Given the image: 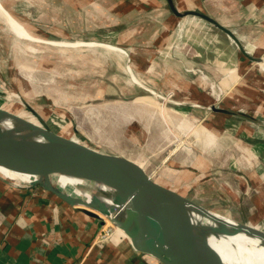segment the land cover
I'll return each mask as SVG.
<instances>
[{"label": "rangeland", "instance_id": "1", "mask_svg": "<svg viewBox=\"0 0 264 264\" xmlns=\"http://www.w3.org/2000/svg\"><path fill=\"white\" fill-rule=\"evenodd\" d=\"M64 1L5 0L8 9L0 0L36 38L20 39L15 44L9 30L0 33V125L9 130L29 128L23 124L26 121L94 148L124 155L197 204L230 216L232 211L226 207L224 196L225 180L232 176V170L240 169L239 161L247 159L245 146L235 144L238 140L245 142V138L230 125L259 114L243 105L249 99L247 94L251 99L260 94L251 75L221 71L226 67L223 60L230 47L220 42V37H210L208 29L183 25L179 20L170 31L172 41L161 48L170 56L165 59L176 56L180 66L147 73L136 69L134 57L127 54L134 45H123L120 49L127 52L122 53L113 40H101L113 39L123 27L115 31L107 28L103 35L101 30L77 33L66 25V11L55 8ZM47 40L105 43L113 49L55 46ZM211 44L213 52L208 49ZM210 53L214 57L209 60ZM213 66L217 73L210 72ZM175 69L185 72L177 73ZM253 101L257 102L256 98ZM208 130L216 138L204 136ZM234 172L240 176L239 170ZM215 184L220 195L217 202L212 188ZM249 210L245 224L264 230L260 211ZM102 226L114 230L106 219Z\"/></svg>", "mask_w": 264, "mask_h": 264}, {"label": "crops", "instance_id": "2", "mask_svg": "<svg viewBox=\"0 0 264 264\" xmlns=\"http://www.w3.org/2000/svg\"><path fill=\"white\" fill-rule=\"evenodd\" d=\"M2 1L8 8L5 0ZM170 1L177 11L202 12L232 31L241 49L224 31L204 19L194 15L176 16L169 0H65L59 5L61 7L55 8L66 11L65 23L77 33L101 30L103 35L107 28H114L115 31L123 27L113 35V39L101 40H113L111 42L118 44L119 49L123 45H134L127 54L134 57L133 66L136 69L147 73L165 72L166 68L174 70V67L180 66L176 56L173 60L165 59L170 56L163 49L172 41L170 31L179 20L183 25L208 29L206 31L210 37H220L218 40L230 47L223 60L226 67L221 71L251 75L260 94L253 96L257 102L251 99V94H247L250 100L243 106L247 105L250 112L259 114L248 116L243 123L230 125L231 130L247 134L246 137L240 134L245 142L238 140L235 143L245 146L247 159L244 157L246 160L238 163L240 169L236 170L240 171V176H235L236 170H232V176H227L225 180L226 207L230 208L232 214L219 213L235 222L245 223V214L250 217L247 212H251V208L260 211V219H264V67L261 65L264 62V0ZM55 12L60 14L59 11ZM49 16L52 17V14ZM216 30L224 33L233 43L223 39ZM213 46H209L210 52H213ZM244 51L247 55L260 58V61L250 59ZM212 57L210 53L209 60ZM212 68L210 72H218L216 66ZM176 72L185 71L177 69ZM253 105L260 107L253 108ZM208 132L204 136L216 138ZM212 188L214 201L217 202L219 187L215 184ZM202 190L203 187L198 193ZM247 225L264 232L256 225ZM102 230V220L86 215L42 185L23 183L18 186L0 176V264H162L152 256L135 250L128 239L112 228L109 237L98 240Z\"/></svg>", "mask_w": 264, "mask_h": 264}, {"label": "water", "instance_id": "3", "mask_svg": "<svg viewBox=\"0 0 264 264\" xmlns=\"http://www.w3.org/2000/svg\"><path fill=\"white\" fill-rule=\"evenodd\" d=\"M169 5L178 17L198 16L224 31L241 49V44L232 31L208 15L195 10L177 11L170 0ZM244 53L246 54L245 51ZM247 57L260 61L258 57ZM9 116L19 120L12 113ZM20 120L23 121L21 118ZM23 124L38 131L43 140H27L0 133L1 167L41 176L28 184H40L86 215L100 220H103L100 215L79 207L74 197L55 188L49 175L76 172L88 179L100 180L120 188L128 197L131 196L127 212L124 217L119 215L110 218V222L123 230L135 250L152 256L162 264H223L220 256L205 241L206 236L213 233L214 229L208 225L194 227L188 207L192 205L209 214H212L211 211L172 188L168 181L162 182L153 177L129 157L94 148L43 126L26 121ZM102 207L106 208L105 205ZM235 226L253 230L238 221ZM259 234L264 239V232Z\"/></svg>", "mask_w": 264, "mask_h": 264}, {"label": "bare ground", "instance_id": "4", "mask_svg": "<svg viewBox=\"0 0 264 264\" xmlns=\"http://www.w3.org/2000/svg\"><path fill=\"white\" fill-rule=\"evenodd\" d=\"M0 33L9 30L12 33L15 44L20 39L36 40L29 31L16 19L2 4H0ZM43 40V39H37ZM46 41V40H45ZM51 45L63 47H97L102 49H113L111 45L105 43H92L83 41H60L47 40ZM19 49V48H18ZM264 67V62L261 64ZM264 72V71H263ZM6 109V108H5ZM21 114V111H17ZM9 130L0 125V133L11 134L14 137H20L27 140L42 141L43 137L36 130L31 128H18ZM0 172L9 179L19 181L20 183H29L41 176L27 173H20L8 170L0 166ZM43 179V177L41 178ZM49 179L55 188L63 193L71 195L77 201L79 207L88 209L102 217L107 223L110 218L124 217L128 202L131 196L120 188L101 182L100 180L88 179L81 173L58 172L49 175ZM42 181H45L42 180ZM28 186V185H27ZM105 205V209L102 207ZM212 214L200 211L195 206L190 205L188 212L193 226L208 225L214 231L206 236L205 241L220 256L223 264H264V239L259 234L260 231H248L242 227H236L237 222L220 214L219 212L209 210ZM114 231L122 233L129 240L122 229L114 226ZM116 228V229H115ZM119 229V230H117Z\"/></svg>", "mask_w": 264, "mask_h": 264}, {"label": "built area", "instance_id": "5", "mask_svg": "<svg viewBox=\"0 0 264 264\" xmlns=\"http://www.w3.org/2000/svg\"><path fill=\"white\" fill-rule=\"evenodd\" d=\"M10 181H11L12 183H14V184H19V183H20L19 181L12 180V179H10ZM108 229H109V230H108ZM108 229H103V230L99 233L97 239L101 241V240H104L105 238L109 237L108 233L110 234V229H111V228H108Z\"/></svg>", "mask_w": 264, "mask_h": 264}]
</instances>
